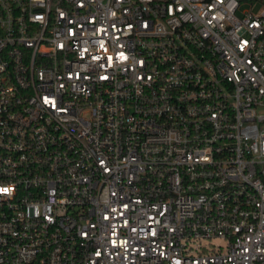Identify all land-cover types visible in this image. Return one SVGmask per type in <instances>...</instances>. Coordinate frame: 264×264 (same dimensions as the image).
Segmentation results:
<instances>
[{"label": "built area", "instance_id": "obj_1", "mask_svg": "<svg viewBox=\"0 0 264 264\" xmlns=\"http://www.w3.org/2000/svg\"><path fill=\"white\" fill-rule=\"evenodd\" d=\"M0 264H264V0H0Z\"/></svg>", "mask_w": 264, "mask_h": 264}]
</instances>
